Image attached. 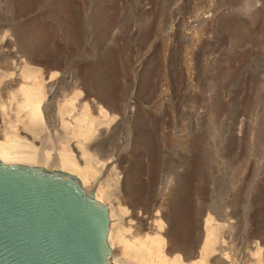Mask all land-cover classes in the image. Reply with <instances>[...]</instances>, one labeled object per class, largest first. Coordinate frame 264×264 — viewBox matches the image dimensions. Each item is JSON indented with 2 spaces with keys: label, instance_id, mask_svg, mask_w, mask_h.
Instances as JSON below:
<instances>
[{
  "label": "rangeland",
  "instance_id": "obj_1",
  "mask_svg": "<svg viewBox=\"0 0 264 264\" xmlns=\"http://www.w3.org/2000/svg\"><path fill=\"white\" fill-rule=\"evenodd\" d=\"M191 20L196 24L189 27ZM4 36L9 45L0 47V142L19 124L23 111L14 92L32 83L22 56H35L36 48L45 64L60 67L42 80L38 102L58 151L73 141L61 125L70 100L86 89L102 101L101 117L88 106V120L96 121L85 142L112 163L108 176L79 178L66 168L34 165L76 177L107 205L117 234L110 262L139 264L131 248L136 236L120 221L126 203L117 196L123 193L140 213L154 212L159 202L167 208L173 243L182 244L178 213L195 219L185 224L194 251L186 262L231 264L230 252L243 249L242 264H260L264 0H0ZM205 222L226 230L221 260L202 254Z\"/></svg>",
  "mask_w": 264,
  "mask_h": 264
},
{
  "label": "bare ground",
  "instance_id": "obj_2",
  "mask_svg": "<svg viewBox=\"0 0 264 264\" xmlns=\"http://www.w3.org/2000/svg\"><path fill=\"white\" fill-rule=\"evenodd\" d=\"M196 18L198 19L200 16L198 15ZM192 20L189 27L196 24H193L195 20L193 22ZM6 38L7 37L5 36L0 37V47L8 44L9 40ZM33 51L35 56H27L24 58V56L21 55L26 63L29 64L28 69H26V79H31L32 83L24 84L20 87L18 86L19 88L16 91L14 90V96L19 98H16L15 100H17V105L23 113H19V117L16 114L17 122L19 124L13 126V131L10 132L12 136L5 142H0V160L6 163L26 162L27 164L29 163V165L37 164L40 166L47 165L66 168L75 172L79 178L84 175L85 177L89 175L90 178H92L95 173L99 174L98 178L100 176H105L107 172H109L112 163L100 160L104 157L102 156L99 158V156L93 152V143L89 142V144L85 142L92 137L93 129L91 126L93 120L96 121V118H91L90 121L88 120V106L100 117L102 116V113L106 114L101 105V99L98 97H90L91 94L89 93V90L87 91L86 89L82 91L83 93H81L74 102V98L72 100L69 99L70 105L68 107L70 108L71 106V108H68V111L70 110V113H68L69 116H66V119H62L61 125L65 131L69 132V138L73 141L67 151H58L56 145L57 137L49 131V128L46 129V125L44 126L41 122L38 113V102L40 101L42 94V80H44L47 75H49L48 77H53L57 72L56 70H60V67L55 63L45 64L41 59L40 48H36ZM19 57L20 56H18V58ZM78 90L80 89L78 88ZM107 110L111 115L117 113V110L113 107H107ZM98 178L93 181V186L98 182ZM115 179L116 182L119 181L120 178L117 176ZM124 197L125 195L123 193L122 195H119V197L117 196L119 200L118 202L126 203L124 216L121 217L120 221L125 223L131 233L136 236V240L132 243L131 248L133 249V253L139 264H199V262L193 261L186 262L188 258L193 257L194 251H192L193 239L191 236V229L187 230L185 224L192 223L193 220L196 222L195 219L192 220L189 218L186 211H180L178 213L180 217L179 222L183 223L181 229H184V232L176 234V238L178 240L180 239L179 241L182 243L176 244V242L173 243V240L170 238L172 222L170 221V218H168L167 208H164V206L162 207L159 202L157 203L158 206L154 212L148 214L140 213L136 211L135 204L130 203L128 200L125 201ZM176 223V226L179 228L178 222ZM114 232V228L109 224L107 244L111 252L116 251V248L111 244V240L114 237H117V234ZM226 239L229 243L223 225L219 226L205 222V245L204 247L202 246V254L207 257L210 254L215 253V260H221V257L226 254L224 251L225 248L221 243ZM215 240L219 241L217 246ZM261 255L259 263L264 264V249ZM245 256L246 250L244 251L243 249L237 254L230 252L229 261L231 264H242L245 260ZM110 263L119 264L116 259ZM220 264L230 263L221 260Z\"/></svg>",
  "mask_w": 264,
  "mask_h": 264
},
{
  "label": "water",
  "instance_id": "obj_3",
  "mask_svg": "<svg viewBox=\"0 0 264 264\" xmlns=\"http://www.w3.org/2000/svg\"><path fill=\"white\" fill-rule=\"evenodd\" d=\"M108 229L76 177L0 160V264H111Z\"/></svg>",
  "mask_w": 264,
  "mask_h": 264
}]
</instances>
